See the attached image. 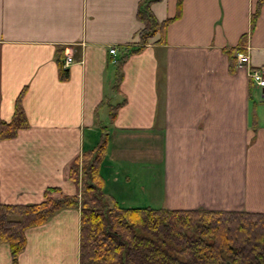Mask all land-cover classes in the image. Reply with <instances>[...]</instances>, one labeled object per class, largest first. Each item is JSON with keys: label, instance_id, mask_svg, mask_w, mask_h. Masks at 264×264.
Segmentation results:
<instances>
[{"label": "crops", "instance_id": "0c3cea01", "mask_svg": "<svg viewBox=\"0 0 264 264\" xmlns=\"http://www.w3.org/2000/svg\"><path fill=\"white\" fill-rule=\"evenodd\" d=\"M145 1L158 21L178 19L117 80L112 60L140 43ZM259 1L0 0V125L18 104L29 123L0 137V203H39L50 187L77 193L69 163L105 133L113 195L129 196L119 188L134 175L150 178L154 208L264 212V87L249 77L264 67ZM80 220L64 209L28 229L18 264H79ZM0 264H13L7 243Z\"/></svg>", "mask_w": 264, "mask_h": 264}, {"label": "trees", "instance_id": "16d2710c", "mask_svg": "<svg viewBox=\"0 0 264 264\" xmlns=\"http://www.w3.org/2000/svg\"><path fill=\"white\" fill-rule=\"evenodd\" d=\"M182 2H178L179 9ZM263 2L259 1L255 16ZM145 3L138 12L144 24L141 41L138 46L127 47L118 58L117 80L122 77L127 57L140 51L158 31L165 33L178 19L177 15L158 21ZM236 66L237 58L233 56L231 71ZM28 124L18 104L14 119L1 123L0 137L14 138ZM105 136L103 133L95 145L84 148L69 163V179L77 193L66 194L59 187H50L39 203H0V243L9 245L13 264H18L26 248L28 229L72 208L80 210L79 264H264V212L109 203L103 192L102 165L108 145Z\"/></svg>", "mask_w": 264, "mask_h": 264}, {"label": "rangeland", "instance_id": "374dc122", "mask_svg": "<svg viewBox=\"0 0 264 264\" xmlns=\"http://www.w3.org/2000/svg\"><path fill=\"white\" fill-rule=\"evenodd\" d=\"M101 112V111H100ZM107 115V114H106ZM103 117L105 118V114L103 111L100 113L99 118L102 120ZM114 172L113 170L111 171ZM112 173H105L102 171L103 176L112 184L114 181V178L110 175ZM121 187L119 190L123 193L126 192V194H130L129 196H123V198H120L117 195H113L109 193L107 187H103V192L105 193L106 200L109 203H112L114 201V197L121 201L122 204L129 205V206H152V197L150 195V178L148 179H140L139 176L135 177L134 175H131L128 178V182H125V180H121ZM106 189V190H105ZM138 194V195H135Z\"/></svg>", "mask_w": 264, "mask_h": 264}, {"label": "built area", "instance_id": "2783aa9c", "mask_svg": "<svg viewBox=\"0 0 264 264\" xmlns=\"http://www.w3.org/2000/svg\"><path fill=\"white\" fill-rule=\"evenodd\" d=\"M110 52L115 54L116 48H111ZM238 58L240 61L246 60V55L240 53L238 55ZM72 62H73V57L70 54H68L64 59L63 65L65 68H67ZM249 77L253 80V82L256 85L264 87V68L249 70Z\"/></svg>", "mask_w": 264, "mask_h": 264}]
</instances>
